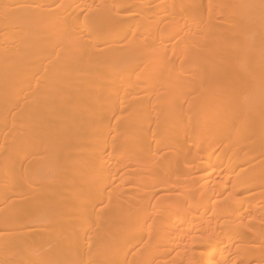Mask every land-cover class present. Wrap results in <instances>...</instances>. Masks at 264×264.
<instances>
[{
  "label": "bare ground",
  "instance_id": "obj_1",
  "mask_svg": "<svg viewBox=\"0 0 264 264\" xmlns=\"http://www.w3.org/2000/svg\"><path fill=\"white\" fill-rule=\"evenodd\" d=\"M0 264H264V0H0Z\"/></svg>",
  "mask_w": 264,
  "mask_h": 264
}]
</instances>
